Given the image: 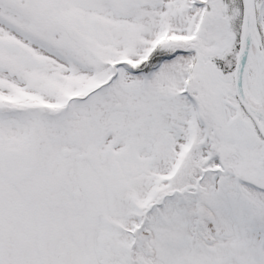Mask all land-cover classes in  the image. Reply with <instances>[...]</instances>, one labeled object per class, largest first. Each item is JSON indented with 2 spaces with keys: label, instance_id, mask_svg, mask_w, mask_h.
<instances>
[{
  "label": "snow or ice",
  "instance_id": "obj_1",
  "mask_svg": "<svg viewBox=\"0 0 264 264\" xmlns=\"http://www.w3.org/2000/svg\"><path fill=\"white\" fill-rule=\"evenodd\" d=\"M0 264H264V0H0Z\"/></svg>",
  "mask_w": 264,
  "mask_h": 264
}]
</instances>
